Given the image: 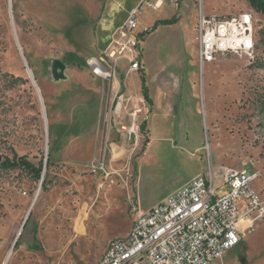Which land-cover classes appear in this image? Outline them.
I'll list each match as a JSON object with an SVG mask.
<instances>
[{
  "label": "rangeland",
  "instance_id": "rangeland-1",
  "mask_svg": "<svg viewBox=\"0 0 264 264\" xmlns=\"http://www.w3.org/2000/svg\"><path fill=\"white\" fill-rule=\"evenodd\" d=\"M107 2L0 0V264H94L108 241L126 235L137 209L210 171L219 183L227 168L256 170L251 187L264 201V33L251 55L197 63L200 10L233 15L250 8L246 0L145 7V20L180 14L142 43L146 78L161 88L167 110L136 95L121 58L117 73L130 101L110 119L108 83L102 94L85 63L97 56ZM253 16L264 28V15ZM56 59L64 64L58 78ZM134 109H141L138 135L128 139L122 126ZM19 155L43 161L44 189L26 170L1 165ZM210 264H264V220Z\"/></svg>",
  "mask_w": 264,
  "mask_h": 264
},
{
  "label": "built area",
  "instance_id": "built-area-1",
  "mask_svg": "<svg viewBox=\"0 0 264 264\" xmlns=\"http://www.w3.org/2000/svg\"><path fill=\"white\" fill-rule=\"evenodd\" d=\"M181 0H142L128 13L119 35L100 56H89L86 65L92 75L112 82L117 76V60H127V69H140L141 33L136 27L145 7L159 9ZM254 10L248 8L228 16L199 12L197 25V63H206L228 52L251 55L259 27ZM132 51L133 56L126 55ZM118 88L110 94L107 116L118 117L130 101ZM129 113V125H123L128 139L137 137V115ZM219 183L212 171L200 174L168 198L146 210L137 209L126 236L111 240L94 264H210L237 245L243 233L254 231V224L264 220V201L251 187L259 173L255 170L225 169ZM218 179V178H217ZM243 222L244 227L238 223Z\"/></svg>",
  "mask_w": 264,
  "mask_h": 264
},
{
  "label": "crops",
  "instance_id": "crops-1",
  "mask_svg": "<svg viewBox=\"0 0 264 264\" xmlns=\"http://www.w3.org/2000/svg\"><path fill=\"white\" fill-rule=\"evenodd\" d=\"M141 1L142 0H108L107 4L105 6V10L101 14V16H100V18H99V20L97 22V27H96V31H95L96 37L99 40V47H97V49L95 51L97 56L102 55L109 48V46L112 44V39L113 38L118 37L119 28H120L121 24L124 22V20L126 19L128 13L130 12L131 9H133L134 7L139 5L141 3ZM184 1H186V0H181V1L177 2V3H175V4H177L178 9L181 8V5H182V3ZM112 5L114 6L113 7L114 9H112ZM145 13H148V9H146ZM176 14H177V16H180V14L178 15V13H175L174 15H176ZM172 15H173V13L170 14V17ZM145 18H146V20L143 19L141 17V15H140L139 22H138V25L136 27V31L137 32L143 31L147 27H150L151 25H153V23L155 21L160 20V19L169 18V16H160V15L159 16L158 15L155 16L154 15L152 17V19H148V16H146ZM160 26L161 25H158L156 29H158ZM150 34L146 35L143 39H141L140 40V44H139V49H140V52H141V55H140V65H141V67H140L139 70H141V72L143 70V72H144L143 75H144L145 78L147 76L146 75V70L147 69H146V59L143 57L144 48L142 47V43L145 42L146 38ZM93 56H95V55H93ZM139 70H137V71H129L127 69V66L124 69V74H125V76L127 78L129 76H131V75L135 76V83H136V88H137V94L136 95H138V92H140V91H141V95H142L141 80H140L141 76L140 77L138 76V74L140 72ZM119 76H120V73H117L116 79L114 80L115 81L114 90H113V87H114L113 81L112 82H110L109 80L102 81L99 77L94 76L95 78H97V80L101 84L102 94H105V90H107V88H104L103 85H105V82L108 83V90H107L108 100L106 101V105L108 104V101H109V93L112 94L116 90V88H118V85H117L116 81H119ZM127 78H126V81H127ZM150 80H151L150 78H146L145 79V83L147 82L146 85H147V88H148V97L150 98V102L145 101L143 96H142V99L145 102H147L149 105H153L154 110L158 109V110L166 111L167 107L164 104H162V100H163L162 94H163V92L161 91V88L160 87H158V88L154 87V90H153V88H151V81ZM136 95H135V97H136ZM133 104H135V102ZM188 104H189L188 106H190V103H188ZM130 226H131V224H130ZM124 236H126V235H124ZM124 236H122V237H124ZM117 238H120V236L117 237ZM113 239H116V238H113ZM113 239H111V240H113ZM110 241H108V243Z\"/></svg>",
  "mask_w": 264,
  "mask_h": 264
},
{
  "label": "trees",
  "instance_id": "trees-1",
  "mask_svg": "<svg viewBox=\"0 0 264 264\" xmlns=\"http://www.w3.org/2000/svg\"><path fill=\"white\" fill-rule=\"evenodd\" d=\"M247 4L250 6L254 12H257L261 15H264V0H246ZM176 16L173 15L170 18L167 19H160L157 20L148 27L145 31H143L140 35L142 39L153 32L158 25H166V24H171L175 22ZM263 32L264 33V28H260L258 33ZM258 37V34H257ZM256 43H257V38H256ZM256 46V44H255ZM20 80V77H15L14 82ZM141 80V90H142V96L145 101L150 102V98L148 97V88L145 83V77L144 75H141L140 77ZM141 128H144V123H141ZM49 160L47 159L46 166H48ZM1 165L6 168H21L26 170L31 176H33V179L39 180L42 177V170H43V161H39L38 164H34L30 160H28L24 155H19V156H14L11 160L5 159L1 162ZM46 186V179L43 178L42 180V188L44 189Z\"/></svg>",
  "mask_w": 264,
  "mask_h": 264
},
{
  "label": "water",
  "instance_id": "water-1",
  "mask_svg": "<svg viewBox=\"0 0 264 264\" xmlns=\"http://www.w3.org/2000/svg\"><path fill=\"white\" fill-rule=\"evenodd\" d=\"M58 68L60 69V73H58V71H57ZM63 69H64V64L58 59L54 60V62H53V74L55 75V77H57V78L62 77L63 76ZM0 160H1V157H0ZM42 180H43V176L40 179L41 184H42Z\"/></svg>",
  "mask_w": 264,
  "mask_h": 264
}]
</instances>
